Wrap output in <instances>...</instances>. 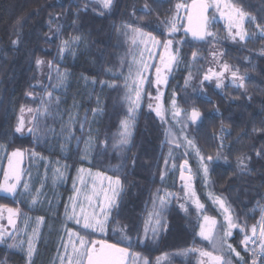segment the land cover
<instances>
[{"label":"trees","instance_id":"1","mask_svg":"<svg viewBox=\"0 0 264 264\" xmlns=\"http://www.w3.org/2000/svg\"><path fill=\"white\" fill-rule=\"evenodd\" d=\"M192 1L186 0V5ZM228 2L248 13L245 28L249 38L244 42L231 41L217 23L209 26L217 35L215 44L209 42L211 37L192 41L182 34L184 25L180 26L174 34V48L182 64L192 62L193 51L199 53V58L193 81L186 85L189 72L179 68L174 80L166 83V89L176 92L178 103L186 112L195 108L201 113L197 124L188 119L187 134L206 160L208 156L214 158L208 163L210 191L228 198L234 218L247 226L250 236L251 227L257 225L264 208V160L256 157V150L264 148V132L253 131L254 127L264 126V38L250 18L256 17L264 23V0ZM176 3L177 0H113L110 10H102L90 0H0V171L10 150L34 147L32 139L15 132L22 107L33 109L30 117H38L35 133L46 137L45 142L51 140L52 134L62 135L67 125L81 128L95 109L101 136L108 140L107 150H112L120 124L129 113L125 83L129 66L132 69V53L127 32L130 28L126 25L161 38L160 33L166 34L161 21L171 19ZM212 18L211 14L209 21ZM252 32L257 35L251 36ZM75 37L81 39L74 40ZM13 40L18 43L13 45ZM64 41L69 46L61 53ZM215 47L220 49L224 63L246 77L244 88L225 84L217 89L213 81L201 86L203 74L210 66V52ZM38 58L44 61L40 69L36 66ZM57 70L64 75L62 83ZM151 73L143 86L145 102L135 119L130 144L116 149V154L106 153L101 157L102 164H115L114 174L121 178L117 220L133 236H143L146 216L156 193L164 195L165 186L161 173L168 146L166 125L146 109L149 95L154 92V71ZM112 84L115 86H108ZM44 105L49 109L47 115L42 114ZM222 128L227 135L221 157L227 156V162L223 158L215 160ZM242 153L251 157L247 161L250 172L237 168V157ZM186 159L188 166H194L190 156ZM117 168L121 170L116 172ZM188 169H185L187 173ZM100 170L103 172L104 168ZM178 180L180 184V177ZM196 183L205 214L216 218L219 226L220 216L203 195L200 183ZM188 208L185 213L173 200L165 216L166 227L161 229L159 237L134 246V252L151 264H198L199 252L190 249L216 254L210 244L198 238L199 216L192 206ZM244 235L239 228L233 229L229 242L250 264V256L241 243Z\"/></svg>","mask_w":264,"mask_h":264},{"label":"snow or ice","instance_id":"2","mask_svg":"<svg viewBox=\"0 0 264 264\" xmlns=\"http://www.w3.org/2000/svg\"><path fill=\"white\" fill-rule=\"evenodd\" d=\"M96 4L99 5L102 10H110L113 6V0H95ZM213 6L219 11L221 8L220 0H209V2H205V0H193V3L188 8L187 5L178 3L176 5L177 12L181 8L187 10V20L188 24L185 27L184 31L186 33H191L192 37L199 41H206V38L211 37L212 40L209 41L213 44L216 43L214 34L209 30L210 21L208 16L206 15L209 8ZM87 7V5H86ZM223 8L227 10V15L225 12H221V18L227 20V29L228 36L234 41L239 39L240 42H244L246 38H249V33L245 29V21L248 18V13L243 11L241 8L237 7L232 3H224ZM179 19V16L171 18L166 21H161L166 29L165 33H160V37L157 35H153L152 32L143 31L141 28H133L131 25H126V27L130 28L134 33L133 43L136 44L137 41L144 45V51H146L151 58L154 54L159 55L160 64H149L143 59L138 61V66L136 68V74L139 77V83L136 84L135 88V100H131V87L125 83V88L129 89V116L127 119L121 122V127L123 131L120 133L119 139L116 142L115 147L117 150L124 148L129 145L132 137V127H133V119L134 112L137 107H139V100L141 92L143 91L144 81L147 79L143 75V71L147 70L149 67H155L156 69V80L155 83L157 86L167 83V76L163 73L170 72L175 63L178 62V50L174 48V34L178 31L176 20ZM250 22L256 25L258 33L261 38H264V23H261L257 20L256 17H251ZM19 23V21H18ZM235 29V31H233ZM56 31L59 32V26H57ZM257 32H252L251 36H256ZM81 37H75L74 40H80ZM13 45L17 44V40L12 41ZM69 46L68 41L63 42V46L60 48V52L63 53L65 49ZM154 49H162V52H155ZM213 58L217 60L220 64L219 69L210 68L208 72H206L201 80V86L205 85V82H210L211 80H216V87L220 88L222 86V77H224L225 73L231 72L232 83L237 88L245 87V79L246 77L240 75L238 70L232 69L230 65L227 63H223L215 52L212 53ZM193 63L198 61L199 53L197 51H193L192 53ZM44 64V61L41 59L36 60V66L40 69ZM52 62H49V69H51ZM130 75L128 78L133 79V82L136 83V79L131 76V66H129ZM57 76L60 78L61 83L63 82L64 75L57 70ZM192 78L191 73H189V78L186 80V85L189 83V80ZM127 79V78H126ZM103 84V82H101ZM109 87H114L115 85H108ZM30 94V93H29ZM52 95L51 92L48 93V97L50 98ZM161 93L158 91L155 99L158 101L160 99ZM99 103V102H98ZM151 108L152 105L150 104ZM173 107V117H179L182 115L181 109L177 106V102L174 98L172 100ZM157 116L161 115L160 105L157 104L156 108ZM21 113L25 112V108L20 109ZM28 112H33V109L28 108ZM37 112H40L41 109H37ZM49 109L47 105H44L42 109V114L47 115ZM94 114L96 110H93ZM187 119H190L193 124H197L201 118V113L193 108L190 115L188 113H183ZM38 117L34 116L33 120L29 123L32 124V127L28 128V133L32 134L38 131L35 121ZM177 123H181L179 120ZM25 126V121L23 119V115L18 118V123L15 128V132L23 134ZM188 124L185 122L182 124V128H187ZM254 132L261 131L264 132V126L257 129L254 127ZM227 133H225L224 129H221L220 135L218 139L220 140V147L217 149V155L215 160H220L223 158L225 162H227V156L221 157V152L224 148V140ZM187 140L188 146L190 148L195 149L196 156L199 157L200 167L203 171V180L207 185L211 184V173L210 167L208 163L205 162V157L201 153L200 149L193 142V140L188 139L187 136L184 137ZM169 143H174L176 148L182 147V144L179 142V137L175 140H170ZM2 147V146H0ZM87 153H85L86 155ZM25 155V152L17 149L16 151L11 153L10 159V170H6L4 172L3 180L0 181V193H7L13 196L21 195V196H30L32 199V203L36 204L39 200V189L36 190V195L32 194V188L30 187L29 182H23L22 192H18V186L21 185V172L17 165L12 164V158H20L22 159ZM35 156V153L32 154ZM171 155V152H170ZM256 157L258 159L264 160V148L256 150ZM214 158L212 156H208L207 160L212 161ZM251 159L247 154H241L237 157V168L241 172H250L251 169L247 163ZM165 164H168V159H165ZM66 167V166H65ZM173 167H175V163H173ZM187 168V160L184 163L180 164V179L184 181L183 184V197H176L178 201H183L179 203V207L181 210L188 212L189 209L186 207L187 201H191L195 206L197 215L202 216L203 220L200 222V231L199 236L203 240H207L213 244V248L217 254H213L210 251H204L203 249H190L189 251H198L199 256L201 258H206V260L202 261V264H249V261L245 259L241 252L238 251L235 247H233L232 243L229 242V238L233 236V229L239 228L240 232H243L244 239L242 240V244L244 246L245 252H250L252 260L251 264H264V217L258 222L259 224V232L257 233V225H253L251 227L252 235L249 236L248 229L246 225H240L238 221L234 218V213L231 210V207L228 203V198L220 193L210 192L209 199L212 200L213 205L217 206L221 211L224 221L222 224H219L216 218L205 214V204L201 202L200 198L197 196L195 190L191 184V169H188L189 175L185 176V169ZM121 169H115L116 172H119ZM81 175L78 176L79 184L83 187H77L76 181L73 182L74 194L69 199L71 201V205H65V217L67 221H72L80 228L85 231L81 233L80 231H73L70 228H67L66 231L69 235V242L65 244V252L61 255V264H125V258L129 255L127 248L118 247L116 244H109L104 240H96L90 239L88 230L92 233L100 232L104 233L108 225L111 223L113 218V212L115 211L116 215L119 214V202L118 197L121 194L122 190V181L119 176L115 178L111 175H106L103 172H96L93 174L91 169L81 168L78 170ZM167 171V169H165ZM89 176L93 177L92 183L90 185V191L86 189L89 188V184L85 180L86 173ZM64 171H62L59 167L56 169V179H63ZM165 178V172L161 173V180L163 181ZM99 181V184H97ZM107 182L106 184L104 182ZM173 194L169 193L166 195H160L159 191L156 193V200L159 201L158 207H155L153 213H151V218L155 220V227L152 228V233L155 235L160 228H165L166 225L163 222V217L168 209L169 204L171 203V199ZM156 200H154V206L156 204ZM2 207V206H0ZM70 209V210H69ZM8 213V224L13 228L16 227L15 217L18 215V210L14 211L11 208L7 209ZM45 222V217L40 216L37 218V227L33 229L32 237L29 238L28 247L26 250V260L27 264H35L33 256L36 252L34 237L39 233V225ZM5 231L6 229L0 228V243H6L5 239ZM223 231V235L219 236V232ZM11 235V234H9ZM259 239L258 249L257 247H253L251 249L248 248L249 243L256 244V239ZM14 238V237H13ZM125 239L130 241V237L125 236ZM144 243V240L140 241ZM68 244L71 245V250H68ZM9 248H16L18 245L12 244L8 245ZM235 259H232V257ZM0 264H7L6 261L0 262ZM144 264H151L150 261L145 260Z\"/></svg>","mask_w":264,"mask_h":264},{"label":"flooded vegetation","instance_id":"3","mask_svg":"<svg viewBox=\"0 0 264 264\" xmlns=\"http://www.w3.org/2000/svg\"><path fill=\"white\" fill-rule=\"evenodd\" d=\"M186 16L187 10L184 26ZM153 51L154 53L162 52L161 49H154ZM145 61L149 64H160L159 55L155 54L151 58L148 56ZM152 68H154L153 71L156 75L155 67H149L147 70ZM95 116L96 114H92L91 117L86 118L79 129L74 125H67L62 135L52 134L49 142H45L46 137L44 138L43 135H38L35 132L29 134L27 128L25 133L20 136L32 139L34 147L15 148L5 156L0 171V181L3 180L7 163L10 161V154L14 150L20 149L25 152V155L22 158L21 185L18 186V192L23 191V182H29L32 194L36 195L37 189H39L40 194L38 202L33 204L30 196L19 194L13 196L0 193V206H2L0 207V228L6 229V243H0V262L27 264L26 250L29 238L32 237L33 229L37 227V218L40 216L45 217V222L39 225V233L34 237L36 252L33 259L35 264H61L60 257L65 252V244L69 242L66 226L73 231H80L81 233L85 231L74 222L67 221L65 217V205H71L69 198L74 194L73 182L76 181L77 187H83L79 184L78 176L81 174L78 170L81 168L91 169V172L95 174L96 172H102L100 169L104 168L103 173L116 177L114 174L115 164L112 162H110L111 165L102 164L101 157H103L102 154L106 153L116 154L117 148L115 145L117 141H114L112 150H107L108 140L101 136L102 128ZM32 120L33 118H31ZM72 120L70 123H72ZM30 127H32V124ZM119 136L120 134H118L117 140ZM38 140L42 143H35ZM33 153H35V156L32 155ZM85 153L87 154L85 155ZM57 167L64 171L63 179H56ZM180 171L179 167L177 172L175 171L173 174L177 173L180 177ZM83 175L89 184V188L86 190L90 191L93 177L89 176L87 172ZM97 184H99V181H97ZM8 208L14 211L18 210V215L14 218L15 228L8 224ZM88 233L90 239L104 240L109 244L127 248L129 255L125 258V264L144 263L145 259L134 252V246L145 244L149 239L148 236H140L139 234L133 236L128 233L119 225L115 211L111 223L104 233H92L90 230H88ZM125 236L130 237L131 242L125 239ZM141 240L145 242L141 243ZM12 244H16L18 247L9 248L8 245ZM68 250H71L70 244H68ZM65 264H67L66 261Z\"/></svg>","mask_w":264,"mask_h":264},{"label":"rangeland","instance_id":"4","mask_svg":"<svg viewBox=\"0 0 264 264\" xmlns=\"http://www.w3.org/2000/svg\"><path fill=\"white\" fill-rule=\"evenodd\" d=\"M90 1H92V2H94L96 4L95 0H90ZM185 1L186 0H177L176 5L178 3H182V4L186 5ZM205 1L209 2V0H205ZM220 2H221V8H220L219 11L216 9L215 6H213V13H211V14L214 16V18L211 19L209 26L210 25H215L217 23H220L223 26L225 37L229 38L231 41H234L233 39H231L228 36L227 20L221 18V12H225V15H227V10L223 8V4L224 3H229V2H228V0H220ZM96 5L99 6L98 4H96ZM185 15H186V13H185V9L184 8H181L179 10V12H177V9H176V6H175V12H174V14H173V16L171 18L179 16V19L176 20L177 28H179L180 26L184 25ZM245 27H246V22H245ZM233 31H235V29H233ZM127 32H128V41H129V44H130V54L132 53V60H131V62H132V71H131V76L136 79V83H134L133 79L128 78L127 79V84L132 89L130 99L131 100H135V98H136L135 97V88H136V84L139 83V77L136 74V68L138 66H141V65H138L137 62L140 61L141 59H143L145 61L148 58L149 55H148V53L146 51H144V45L142 43H139V41H137L136 44L133 43L134 33L132 32V30L128 29ZM213 34H214V37H217V35L215 33H213ZM235 41H239V39L237 38V40H235ZM161 51H162V49H161ZM213 52H215L217 54V56L219 57V59L222 61V55H221L220 49L217 48V47L213 48L212 51L210 52V57H211L210 58V66L208 67L207 72H208V70L210 68L218 70L219 67H220L219 62L213 58V55H212ZM177 60H178V62L173 65L172 70L170 72L163 73V74H165L167 76V82L174 80L176 70H178L179 68L180 69H187V71L189 73H191V76H192V78L189 80V82L193 81V73L195 71L196 62L193 63V59H192L191 60L192 62L183 65L179 54H178ZM153 70H154V68H152L150 70H146V71H144L143 75L145 77H147V79H149L150 78L149 76H151V74H152L151 72ZM153 76H154V78H153V80H154V82H153L154 83L153 84L154 85L153 86L154 92L153 93L151 92L150 95H149V101H148V105H147L146 109L151 111L160 121H163L164 124L166 125V141H167V145L168 146H167V152H166L165 159L166 158L168 159V164L166 165L165 162H164V169H163L164 172H165V178L163 180V183L165 185L164 186V195L169 194V193L173 194L171 202L173 200H176L178 205H179L180 202H183V201H178L176 197H183V192H184L183 184H184V182L182 180H180L181 183L179 184L178 183V181H179L178 180V174L177 173L173 174V173L175 171L177 172L178 168L180 167V164L184 163V161L187 160L186 158L188 156H190L192 158L194 166L193 165L192 166H190V165L188 166L187 165V167H189V169H191V177H192L191 178V184H192V187L195 190L197 196L199 197V192H198L199 189L198 188L196 189V187H197V183L196 182L200 183V190L202 191V193L206 197V199L210 202L211 206L216 210V212L220 216L221 222L223 223L224 218H223V215H222L221 211L218 209L217 206L213 205L212 200L209 199V193L211 191L209 189V186L208 185L206 186V184H205V182L203 180V171H202V168L200 167L199 157L196 156L195 149L190 148L188 146L187 140L184 139L185 136H187L188 139H191L188 136V134H187V131H186L187 128H182V124L183 123L186 122L188 124V119H187L186 116L183 115V113H188L189 114V112H186L179 105L178 100H177L176 92L173 89L171 91H167L166 83L161 84L159 86H156V83H155L156 75H155V73H154ZM188 78H189V74H188ZM147 79L144 81L143 86L146 84ZM221 79H222V86H224L225 84H233L232 83L231 72L225 73L224 77H222ZM212 81L215 82L214 85L216 87V80L213 79L210 82H212ZM220 88H217V89H220ZM126 91H127V93H126L127 94V100L129 101V104H128V109H129V105H130L129 89L126 88ZM158 91L161 93V95H160V99L157 101L155 99V97H156ZM174 94H175V99H176V102H177V106L181 109V112H182L181 116L175 117V118L173 117V107H172V100L174 98ZM144 102H145V94H144V87H143V91L141 92V95H140L139 107H137L135 109V112L133 114L134 119H133L132 133H133V129H134L135 119L137 117V114L140 111V108L144 105ZM150 104L152 105L151 108L149 107ZM157 104L160 105V109H161V115L160 116H157L156 111L154 110L156 108ZM21 115H23V119L25 121V126H24V130H23V134H24L26 129L29 128L30 125H31V123H29L31 121V117H30V112H28L27 110H25V112L23 114H21ZM128 116H129V113H128ZM178 120L181 123H177ZM122 131H123V129H122L121 124H120L119 134ZM19 134L23 135L21 133H19ZM177 137H179V142L182 144V147H180V148H176L174 143H169L170 140H175ZM170 152H171V155H170ZM176 160H179L178 163L176 162ZM205 162L209 163V161L206 160V159H205ZM173 163H175V167H173ZM187 164H188V161H187ZM165 169H167V171H165ZM185 174L188 176L189 172L188 173L186 172ZM158 205H159V201L156 200L155 206H154V203H153L152 209L149 210V212H148V214L146 216V221L144 223V234H143V236L147 235L148 238H150L152 240L157 239L159 237V234H160L161 229H162V228H160L157 231V233L155 235H153L152 228L155 227V220L151 218L150 214L153 213L155 207H158ZM189 206H192V208L194 209L195 213L197 214L196 208H195V206L192 204V202L190 200L187 201V203H186V207L188 208ZM166 213H167V211H166ZM166 213H165V215L163 217V222L165 221ZM263 214H264V208H263L262 217H263ZM261 218H260V220H261ZM202 220H203V217L199 216V225H198L197 236L202 242L210 244L211 247L213 248V244L211 242H209L207 240H203L198 234L199 231H200V222ZM258 229H259V224L257 223V230ZM202 261H203V258H201V257L197 258V263L198 264H202ZM141 264H144V263H141Z\"/></svg>","mask_w":264,"mask_h":264},{"label":"water","instance_id":"5","mask_svg":"<svg viewBox=\"0 0 264 264\" xmlns=\"http://www.w3.org/2000/svg\"><path fill=\"white\" fill-rule=\"evenodd\" d=\"M206 2V1H205ZM192 3H193V1L188 5V8L190 9V7H191V5H192ZM210 13H211V8H209V10H208V12H207V16H208V19H209V16H210ZM187 24H188V20H187V16H186V23H185V26H184V28L182 29V34H184L185 36H187L190 40H192V41H199V40H196V39H194L193 37H192V35H191V33H186L185 31H184V29H185V27H187ZM190 113H191V111L189 112V115H190ZM189 121L192 123V121L189 119ZM14 151H16V150H14ZM13 151V152H14ZM10 156H11V154H10ZM18 162V163H17ZM11 163L12 164H15V165H17L18 166V168H19V170H20V172H21V166H22V159H20V158H12V161H11ZM10 170V161L7 163V166H6V169H5V171L6 170ZM185 176L187 177V175L185 174ZM181 180V179H180ZM184 182V181H183Z\"/></svg>","mask_w":264,"mask_h":264},{"label":"built area","instance_id":"6","mask_svg":"<svg viewBox=\"0 0 264 264\" xmlns=\"http://www.w3.org/2000/svg\"><path fill=\"white\" fill-rule=\"evenodd\" d=\"M259 232V229L257 230V233ZM252 235V234H251ZM250 235V236H251ZM254 239H256V244H252V243H249V245H248V248L249 249H251V248H253V247H257V249H258V245H259V239H258V236H257V238H254ZM248 254H249V256H250V264H251V260H252V257H251V254H250V252H248Z\"/></svg>","mask_w":264,"mask_h":264}]
</instances>
